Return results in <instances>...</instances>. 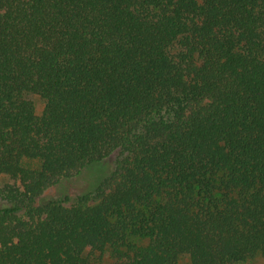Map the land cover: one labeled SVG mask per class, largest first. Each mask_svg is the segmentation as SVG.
<instances>
[{
    "label": "trees",
    "instance_id": "1",
    "mask_svg": "<svg viewBox=\"0 0 264 264\" xmlns=\"http://www.w3.org/2000/svg\"><path fill=\"white\" fill-rule=\"evenodd\" d=\"M185 256L264 264V0H0V264Z\"/></svg>",
    "mask_w": 264,
    "mask_h": 264
},
{
    "label": "rangeland",
    "instance_id": "2",
    "mask_svg": "<svg viewBox=\"0 0 264 264\" xmlns=\"http://www.w3.org/2000/svg\"><path fill=\"white\" fill-rule=\"evenodd\" d=\"M43 102L38 99L36 100V106L37 110L40 111L43 108ZM106 170H108V164L106 166ZM110 167V166H109ZM91 172L84 171L81 175L78 177H74L70 180L64 181L63 183L53 186L50 188L46 194L45 199H54V198H62L64 199L66 196L70 197V201L68 203H71L74 201V198L76 195L82 191H85L88 188V185H90V182L95 179V176H90ZM108 261V256H105V263ZM94 264H101L99 261H96ZM180 264H190L188 257H181ZM239 264H262V259L260 256L256 257L254 260L249 262H243Z\"/></svg>",
    "mask_w": 264,
    "mask_h": 264
}]
</instances>
